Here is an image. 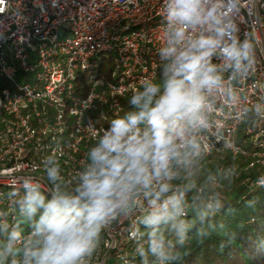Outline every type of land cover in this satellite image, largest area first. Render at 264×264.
<instances>
[{
    "label": "clouds",
    "instance_id": "obj_1",
    "mask_svg": "<svg viewBox=\"0 0 264 264\" xmlns=\"http://www.w3.org/2000/svg\"><path fill=\"white\" fill-rule=\"evenodd\" d=\"M162 18L158 76L131 93L84 166L68 179L49 156L46 187L24 176L7 193L16 219L0 211V264H90L102 233L134 213L139 264H179L190 233L202 241L216 230L219 181L209 174L198 187L190 177L203 154L200 136L214 127L216 98L235 103V84L255 72L259 13L255 0H162ZM250 111L264 117V103ZM234 175L225 170L223 178ZM255 183L264 188V175ZM254 251L264 256V237Z\"/></svg>",
    "mask_w": 264,
    "mask_h": 264
},
{
    "label": "built area",
    "instance_id": "obj_2",
    "mask_svg": "<svg viewBox=\"0 0 264 264\" xmlns=\"http://www.w3.org/2000/svg\"><path fill=\"white\" fill-rule=\"evenodd\" d=\"M255 7V72L235 84V103L216 98L214 127L200 136V167L213 152L222 158L229 152L248 160L247 173L264 168V117L250 111L264 103V0ZM162 24V0H0V211L9 221L16 216L7 193L22 177L46 187L44 161L54 156L71 179L122 113L123 99L144 78L158 76ZM241 174L235 170L234 177ZM260 175L242 183L258 187ZM137 215L102 233L90 264H138L129 235Z\"/></svg>",
    "mask_w": 264,
    "mask_h": 264
},
{
    "label": "trees",
    "instance_id": "obj_3",
    "mask_svg": "<svg viewBox=\"0 0 264 264\" xmlns=\"http://www.w3.org/2000/svg\"><path fill=\"white\" fill-rule=\"evenodd\" d=\"M0 83L3 85V82ZM127 101L123 99L121 114L128 109ZM210 159L202 167L196 162L192 180L200 184L209 174L220 172L221 166L241 170L242 174L240 179L233 177L228 185L233 188V193L221 195L224 207L215 217L216 230L202 241L196 238L194 232L190 233L189 242L181 249L183 260L179 264H264V256L254 251L257 238L264 237V188H250L242 183L245 174L255 177L256 172L261 170L264 175V168L247 173L243 167L248 160L234 157L229 152L224 153V158L222 154L213 152ZM249 201L254 204L249 206ZM189 215H192L191 208ZM137 262L139 264L138 259Z\"/></svg>",
    "mask_w": 264,
    "mask_h": 264
},
{
    "label": "rangeland",
    "instance_id": "obj_4",
    "mask_svg": "<svg viewBox=\"0 0 264 264\" xmlns=\"http://www.w3.org/2000/svg\"><path fill=\"white\" fill-rule=\"evenodd\" d=\"M219 171L220 172H215V174H213L216 176L217 180L219 181L218 186H216V188L219 189V192L221 195H227V194L233 193V191H234L233 188L229 187L228 185L230 184V181L232 180V178L234 176H232L230 179H224L223 176H224L225 170H219ZM230 171H231V169H230ZM260 172H261V170H258L256 173L259 174ZM245 175L246 176L242 179V182L246 177H248L249 174H245ZM252 175H255V173H253ZM190 180L192 182H194L198 187H200V184L195 182L194 180H192V178H190ZM204 186H207V185H205V183H204L203 187Z\"/></svg>",
    "mask_w": 264,
    "mask_h": 264
}]
</instances>
